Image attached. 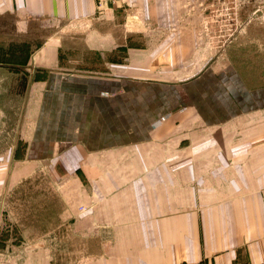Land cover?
<instances>
[{
  "label": "crops",
  "instance_id": "0c3cea01",
  "mask_svg": "<svg viewBox=\"0 0 264 264\" xmlns=\"http://www.w3.org/2000/svg\"><path fill=\"white\" fill-rule=\"evenodd\" d=\"M201 1L0 0L25 159L59 181L35 264L264 261V87L205 61Z\"/></svg>",
  "mask_w": 264,
  "mask_h": 264
},
{
  "label": "rangeland",
  "instance_id": "374dc122",
  "mask_svg": "<svg viewBox=\"0 0 264 264\" xmlns=\"http://www.w3.org/2000/svg\"><path fill=\"white\" fill-rule=\"evenodd\" d=\"M197 5L206 15L197 19L204 33L199 36L211 47L205 61L220 73H238L251 87H264V0ZM25 88L20 71L0 69V264H35V248L54 245L35 242V232H47V188L59 181L48 177L45 163L35 168V161L25 159L27 147L19 138Z\"/></svg>",
  "mask_w": 264,
  "mask_h": 264
},
{
  "label": "built area",
  "instance_id": "2783aa9c",
  "mask_svg": "<svg viewBox=\"0 0 264 264\" xmlns=\"http://www.w3.org/2000/svg\"><path fill=\"white\" fill-rule=\"evenodd\" d=\"M97 1V6L99 8L103 7L105 4L110 3L113 5H117L121 0H96ZM172 264H207L205 261H198V262H188V261H180ZM257 264H264V261L261 263Z\"/></svg>",
  "mask_w": 264,
  "mask_h": 264
}]
</instances>
